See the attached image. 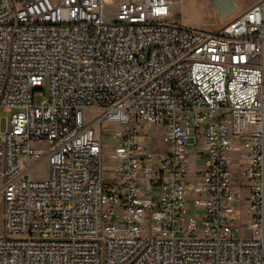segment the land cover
I'll use <instances>...</instances> for the list:
<instances>
[{
  "label": "built area",
  "instance_id": "obj_1",
  "mask_svg": "<svg viewBox=\"0 0 264 264\" xmlns=\"http://www.w3.org/2000/svg\"><path fill=\"white\" fill-rule=\"evenodd\" d=\"M177 1L128 0L108 22L105 0H0V264H264V0L217 33L173 21Z\"/></svg>",
  "mask_w": 264,
  "mask_h": 264
},
{
  "label": "rangeland",
  "instance_id": "obj_2",
  "mask_svg": "<svg viewBox=\"0 0 264 264\" xmlns=\"http://www.w3.org/2000/svg\"><path fill=\"white\" fill-rule=\"evenodd\" d=\"M128 1V0H105L106 6L104 10V16L108 22H113L116 20L117 11L119 4ZM262 0H235L236 11L234 14L229 16L227 19L222 20L220 18L219 13L213 6L211 0H178L172 10L173 21L179 23L183 27L199 30L208 33H217L219 32L223 26L245 14L255 5L260 3ZM50 96V87L49 84H43L41 87L35 90V101L37 104H42L47 101ZM98 116L95 112H88L86 115L87 120H92ZM11 118V114L5 113L4 111H0V134H4L7 131L8 122ZM142 132L145 136H156V131L154 128L150 127L148 124L142 125ZM198 138L193 136L190 139L189 143V151H192V156H190L188 160L189 167V180H193V175L198 172L201 167L204 165L203 160H201V156L206 153L205 144L203 142L199 144ZM235 147H240L241 141L234 140ZM120 146V141L118 138L108 133V126L103 128V137H102V148H103V167L105 171V175L110 174L113 168L115 167V163L113 160L115 149ZM159 147V145H155ZM42 150L45 149V146H39ZM193 150H197L193 152ZM159 150L158 152H161ZM234 161L239 160L240 153L236 152L233 154ZM238 172V171H237ZM51 175V166L48 163H43L39 165L33 172L32 178L36 181H44L48 179ZM236 186H235V206L238 214L236 215V223L237 224H249L250 222H245V215L248 214V202L247 195L249 192L248 188L240 187L241 181L245 180V177L241 176L239 173H235L234 175ZM160 196L159 190L156 189L154 193L147 194V198H154L155 201H158ZM197 199L189 198L188 206L189 216L196 218L198 221V228L201 230L204 228L205 223L204 219L206 216L205 209L198 207L196 208L195 202ZM2 210L0 209V237L4 235V222L2 219ZM185 227L187 226V222L183 224ZM237 237H240L239 232H236Z\"/></svg>",
  "mask_w": 264,
  "mask_h": 264
},
{
  "label": "water",
  "instance_id": "obj_3",
  "mask_svg": "<svg viewBox=\"0 0 264 264\" xmlns=\"http://www.w3.org/2000/svg\"><path fill=\"white\" fill-rule=\"evenodd\" d=\"M222 20L227 19L236 11L235 0H211Z\"/></svg>",
  "mask_w": 264,
  "mask_h": 264
}]
</instances>
